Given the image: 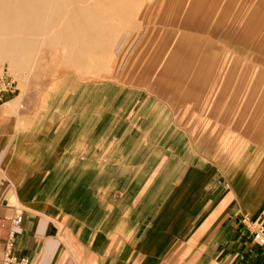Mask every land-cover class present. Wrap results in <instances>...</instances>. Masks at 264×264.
<instances>
[{"label": "crops", "instance_id": "0c3cea01", "mask_svg": "<svg viewBox=\"0 0 264 264\" xmlns=\"http://www.w3.org/2000/svg\"><path fill=\"white\" fill-rule=\"evenodd\" d=\"M105 21H61L51 31L80 49L100 37ZM263 76L238 86V138L254 155L241 157L229 177L238 198L229 210L211 179L225 168L226 155L213 146L222 139L204 130L207 109L224 107L220 93L207 99L205 89L190 86L142 89L133 109L125 97L99 103L100 95L130 96L127 89L12 95L0 104V257L13 237L15 253L30 264H179V241L198 238V254L186 250L193 264H264V246L245 221L259 216L263 196L243 195L246 187L260 191L245 170L248 160L264 161ZM216 200L224 210L212 219ZM196 223L206 227L195 232Z\"/></svg>", "mask_w": 264, "mask_h": 264}, {"label": "rangeland", "instance_id": "374dc122", "mask_svg": "<svg viewBox=\"0 0 264 264\" xmlns=\"http://www.w3.org/2000/svg\"><path fill=\"white\" fill-rule=\"evenodd\" d=\"M1 2L4 7H23L15 10L12 23H22L27 17L25 28L7 30L4 28L7 9H0V75L7 70L16 80L18 91L14 94H19L18 100L25 95L39 98L52 88L93 87L101 89L100 94H121L127 89L125 93H131L130 96L100 95L99 103H117L116 99L125 97L126 104H132L133 109V104L142 97L137 96L142 89L161 93L164 89L190 86L205 89L210 94L207 99L220 93L224 107L207 109L211 118L204 121V130L222 139L221 144L213 146L226 155L224 171L211 179L212 183L221 184L219 197L224 193L227 196L225 210L238 201L229 177L238 169L241 157L254 155V150L238 138V86L254 82L257 74H264V0ZM110 8L131 10L113 13ZM80 18L90 24L102 23L106 18L105 25L97 32L100 37L81 46L82 51L77 45L65 44L51 31L58 29L61 21ZM62 29L67 28L63 25ZM12 39L21 64L15 70L6 61V51L1 49ZM258 82L264 86V80ZM262 149L260 155L264 156V146ZM255 162L248 160L245 171L260 191L247 192L246 187L243 195L253 199L262 195V206L264 161ZM215 194L212 200L218 196L214 197ZM216 203L217 200L211 207L212 219L224 210L216 209ZM204 227L206 224L202 223L193 226L195 232H201ZM201 242L198 238L180 240L179 246L185 249V254H179V264L196 263L191 259L193 254H198ZM188 247L193 248L188 252L191 259L186 252Z\"/></svg>", "mask_w": 264, "mask_h": 264}, {"label": "built area", "instance_id": "2783aa9c", "mask_svg": "<svg viewBox=\"0 0 264 264\" xmlns=\"http://www.w3.org/2000/svg\"><path fill=\"white\" fill-rule=\"evenodd\" d=\"M17 90L18 86L16 80L7 70L3 71L0 75V104L5 103ZM21 220L22 215L18 214L16 223H20ZM245 221L252 231L254 243L259 246H264V208L257 218L251 219L246 217ZM14 250L15 243L13 237H11L5 245L3 255L0 257V264H30L27 257L19 256Z\"/></svg>", "mask_w": 264, "mask_h": 264}, {"label": "bare ground", "instance_id": "6f19581e", "mask_svg": "<svg viewBox=\"0 0 264 264\" xmlns=\"http://www.w3.org/2000/svg\"><path fill=\"white\" fill-rule=\"evenodd\" d=\"M0 1H4V0H0ZM4 5L5 4L2 2L0 3V9H3V10L5 8L7 9V12H5L6 18H5L4 28L7 30H12L15 27L25 28L27 26V17H24V21L22 23H12V21H11V17L14 16L15 10L17 8H23V7L17 5L16 8L14 6L15 9H13V7H10V6L4 7ZM28 24H29V22H28ZM16 47L17 46H16V42L14 41V39L9 40V42H7V44H5V47L1 46V49L6 51V57H7L6 61H8L12 65L13 70L18 69L21 66V64L19 63L20 62L19 59H17V57H16V55H17V51H15Z\"/></svg>", "mask_w": 264, "mask_h": 264}]
</instances>
